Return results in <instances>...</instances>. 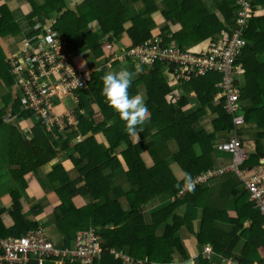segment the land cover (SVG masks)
Returning a JSON list of instances; mask_svg holds the SVG:
<instances>
[{"label": "trees", "instance_id": "trees-1", "mask_svg": "<svg viewBox=\"0 0 264 264\" xmlns=\"http://www.w3.org/2000/svg\"><path fill=\"white\" fill-rule=\"evenodd\" d=\"M211 1L216 4L215 12L209 11L207 0H84L83 3L72 0L71 6L67 0H39L40 3L0 0V38L20 37L33 41L47 30L64 41L74 69L78 68L74 60L81 56L82 48L87 55L84 62L98 68L90 75L87 92L74 93L76 130L61 132L55 126L47 128L37 115L21 109L20 98L12 95L16 77L0 57V129L6 128L1 130L7 143L1 161L5 162L7 175L14 185L4 196L6 207L0 210V239L20 238L41 229L55 249L71 252L76 235L92 228L99 236L101 249L92 264H174L188 259L180 238L184 228L193 233L196 246H211V260L200 257L198 264L229 258L239 264L264 262L263 222L248 202L243 187L241 190L232 188L229 201L218 198L223 182H217L220 177L216 175L179 196L186 182L217 170L214 144L228 138L233 131L230 117L223 111L225 99L216 87L220 72L211 70L198 74L194 69L193 78L181 85L175 81L176 65L154 60L142 66L127 58L126 62H114L106 67L109 59L101 53L100 40L106 38L104 36H109L106 39L110 42L113 38L121 39L124 33L123 43L126 44L119 55L146 41L152 44L160 41V48L172 42L184 50L198 46L203 52L213 48L221 32L230 35L237 6L235 0ZM249 1L252 8L264 3L263 0L261 3ZM96 2L103 13L95 14L105 15L97 18V26L89 17ZM133 5L138 11L127 19ZM21 6L26 16L25 20L17 22L9 9ZM158 20L166 24L162 30L155 29ZM244 40L245 46L238 58L244 75L237 86L240 112L249 127L241 129L239 134L248 135L249 130L255 134V148L240 165L248 176L264 159V63L261 61L264 60V15L249 17ZM116 52L112 48L109 56L113 57ZM102 57L105 65L99 68ZM89 66L83 64L77 70L88 72ZM136 66L139 72L135 71ZM115 67V71L127 68L133 73L129 94L142 97L147 106L148 115L145 122L137 126L138 135L126 132L124 123L100 94V77L105 72H115ZM183 87L191 94L178 95ZM3 91L7 92L5 96H2ZM187 96L195 100V109L190 108L192 101ZM79 110L83 114H79ZM93 115H98L100 120L96 122ZM7 116L22 118L25 123L33 119L36 124L28 128L29 138L22 139L8 123L2 127ZM54 136L57 142H53ZM78 137L81 140L76 141ZM148 160L152 162L150 167L146 166ZM48 167L50 171L40 175L38 171ZM164 196L167 200L150 210L147 221L145 209H150L151 202L158 204V199ZM76 197L86 198L89 204L76 208L72 202ZM25 201L31 202L26 211L22 205ZM221 202L230 206L225 208ZM184 204L198 209L199 221L175 215L177 208ZM42 205H48L52 211V226L59 236L58 241L53 242L36 221L25 215L39 210ZM3 213L8 217L5 222L1 219ZM245 221H248L246 227ZM223 224L231 225L228 234L220 230ZM162 225L163 235L158 238L156 231ZM61 259L62 264H79L76 259L61 255L45 262L57 263Z\"/></svg>", "mask_w": 264, "mask_h": 264}, {"label": "built area", "instance_id": "built-area-1", "mask_svg": "<svg viewBox=\"0 0 264 264\" xmlns=\"http://www.w3.org/2000/svg\"><path fill=\"white\" fill-rule=\"evenodd\" d=\"M235 3L237 11L234 23L229 30L230 35L221 32V37L213 48L193 53L181 49L176 43L160 48V41L154 44L144 42L130 48L122 55L115 56L113 62L123 63L130 58L142 66L150 65L154 60L167 65H176L175 81L181 85L193 78L191 71L194 69L198 74L211 70L220 72V82L216 87L221 90V97L225 99L223 111L231 118L233 131L228 138L217 141L214 147L217 152L229 154L232 157V164L230 167H221L186 182L179 196H183L187 191L190 192L208 177L234 172L248 194L249 203L259 213L264 229V162H260L259 166L248 176L240 169V165L247 160L248 154L243 149L236 133L237 128L239 129L244 124L237 86L238 81L244 75V69L242 64L238 63V58L245 46L244 32L252 11L249 0H235ZM56 37L55 33L51 34L46 30L45 35L34 37L33 41L24 38L23 46L20 47L21 53L11 56L8 62L12 74L16 77L15 95H18V92L21 93L18 95L21 100V109L37 115L47 128L53 124L64 125V117L68 114L65 112L63 115H56L55 107L62 99L72 97L77 89L86 88L87 83L91 81L90 73L78 74L73 69L64 41ZM52 102H55V107L52 106ZM75 103H77L76 100ZM99 254V236L92 228L76 236L75 248L71 252L55 249L41 230L30 231L20 238L0 239V264H26L30 256L45 260L59 255L62 258L67 256L71 260L76 259L79 264H92ZM201 255L209 261L212 255L211 248L205 246ZM121 257H123L122 254ZM212 264L239 263L229 258L220 259L219 263Z\"/></svg>", "mask_w": 264, "mask_h": 264}, {"label": "crops", "instance_id": "crops-1", "mask_svg": "<svg viewBox=\"0 0 264 264\" xmlns=\"http://www.w3.org/2000/svg\"><path fill=\"white\" fill-rule=\"evenodd\" d=\"M37 2H39V0H36ZM83 1L84 0H82V3H83ZM208 2H207V4H208V6H209V11H211L212 10V12H215V7H216V4H214L215 2H213V1H209V0H207ZM256 1V0H255ZM257 1H259L260 3H261V1L262 0H257ZM264 1V0H263ZM204 2H206V1H204ZM251 3V2H250ZM13 14H14V16H15V18H16V21L17 22H22L23 20H25L24 18H25V16H26V11H25V9H24V7L23 6H21V7H13L12 9H9ZM136 11H138L137 9H136ZM251 11H252V13H251V15L253 14V15H255V16H262V15H264V3H261V4H258L257 6H255V7H253L252 8V6H251ZM92 28V27H91ZM125 37H121V39H120V42H122L121 44H122V46L123 45H125L126 43H123L124 42V39ZM10 40H17V46H23V44H22V41L24 40L23 38L21 39L20 37H14V38H12V39H4V38H0V57H1V60L4 62L5 61V63H6V59L8 58V54L7 53H5V51H4V43L5 42H7V41H10ZM113 41H116V40H113ZM2 45V46H1ZM66 47V46H65ZM121 46H114L113 47V51L114 52H116V50L118 49V48H120ZM205 47V46H204ZM190 49H192V47H188V48H185V50H189L190 52H191V50ZM194 49H195V51L196 52H194V53H199V52H201L202 50H204V49H199V47L197 46V47H194ZM103 50V49H102ZM82 56V55H81ZM261 61L264 63V60H262L261 59ZM7 64V63H6ZM81 66H83V65H81ZM170 84H172L171 82H170ZM189 93H190V90L187 88V87H183L181 90H180V92H178L177 94L178 95H181V94H183V95H189ZM191 94V93H190ZM189 101L191 100L192 102H191V105H190V108L193 110V109H195L196 107H197V104L195 103V100L194 99H192V98H190L189 96H187L186 97ZM0 108H2V105H0ZM58 110V109H57ZM7 118H9L8 116H7ZM7 118H5L4 119V123H3V125H2V127L3 126H6L7 125V123H5L6 121H7ZM244 118V117H243ZM230 120H231V118H230ZM18 122V124H17V126H18V128H19V130H21L22 131V133H23V135L26 137V138H29L28 137V135H26L25 133H24V130L26 129V128H31V127H29L26 123H25V121H17ZM231 123H232V120H231ZM34 124V123H33ZM23 125V126H22ZM245 126V127H244ZM232 127H233V124H232ZM244 128H249L248 126L246 127V125L245 124H243L239 129L237 128V130H236V133H237V136L241 139H243V141H242V139H241V141H242V145H243V148L245 149V151L247 152V154H250L253 150H254V148H255V141H254V139H255V134H252V133H250V130H249V134L248 135H241L240 136V134H239V131L241 130V129H244ZM1 129H6V128H1ZM0 129V130H1ZM5 144H7L6 142H5V140H4V138H3V135H2V130H1V133H0V162H2L3 163V161H1V153H2V151H3V147L5 146ZM262 146L264 147V143H262ZM7 147V146H6ZM215 159H216V169H219V168H221V167H224V168H227V167H230V165L232 164V163H230L231 161H232V157L229 155V154H227V153H222V152H215ZM230 163V164H229ZM71 167V166H70ZM70 167H67L68 169L70 168ZM73 170V169H72ZM73 172H74V170H73ZM233 174V175H235V177L237 178V179H239L237 176H236V174L234 173V172H226V173H224V174ZM224 174H222V175H220L219 177H221V176H223ZM6 175H7V169H6V167H3V166H1L0 167V186L3 188L2 190H0V198H2V197H4V196H6L7 194H8V192L10 191L9 190V188L10 187H12V184L9 182H5L4 181V178L6 177ZM9 175H7V180L9 179V177H8ZM240 180V179H239ZM229 181H231V178L229 177V176H226L225 177V181H222V182H220V183H222V189L220 190V195H218L217 197L218 198H223L222 196H223V192L225 191V186L229 183ZM241 182V181H240ZM220 187V188H221ZM243 187V186H242ZM241 187V188H242ZM219 188V189H220ZM218 189V190H219ZM29 190V189H28ZM217 190V191H218ZM217 194H219V192L217 193ZM165 200H167V197L166 196H164V198H159L158 199V201H159V203L158 204H152V202L150 203L151 204V207H149L150 209L148 210V209H145L146 210V215H145V218H146V220L148 221V215H149V212H150V210H152V209H155L156 208V206L157 205H160L162 202H164ZM24 203H26L27 204V207H29L30 206V204H31V202H24ZM46 204V203H45ZM215 204H217V203H215ZM221 205L222 204H225V203H223V202H221L220 203ZM222 206H225V205H222ZM6 207V201H5V205L3 206L2 204H0V210H4V208ZM27 207H25L24 206V208H25V210L24 211H26L27 210ZM51 210V209H50ZM52 212V211H51ZM198 214L200 215V212L196 209V208H194L192 205H190V204H184V205H181V206H179L178 208H177V210L175 211V215L176 216H178V217H180V218H182L183 216H186V215H188V216H190L191 217V220H192V222H196V216H198ZM5 215V216H4ZM25 215H28V214H25ZM29 216V215H28ZM43 216V215H42ZM42 216H37L38 218H43V219H40V221L43 223V227H44V231H45V229H49L50 227H53L52 226V216H53V214L51 213V214H46V215H44V217H42ZM36 217V218H37ZM46 217V218H45ZM7 213H3L2 215H1V219H2V221H6L7 220ZM36 218H32V217H30L29 216V219H31L32 221H36ZM43 220H44V222H43ZM248 225V221H245L244 222V226L246 227ZM223 226V229H220L222 232H224L225 234H228L230 231H231V229H232V227H231V225H229V224H223L222 225ZM163 225L161 226V227H159L158 229H157V231H156V235L158 236V237H161L162 235H163V231H162V229H163ZM185 229L183 228L182 230H181V232L183 233V231H184ZM195 230V229H194ZM186 231V230H185ZM47 236H48V234H47ZM56 236V235H55ZM50 238L52 237V236H49ZM180 238H181V240L183 241L182 242V244H183V248L185 249V253L187 254V256H188V259L187 260H185V261H178V262H176V263H174V264H198V260L197 259H199L200 257H201V253H202V251H203V247L204 246H208V247H211L209 244H207V245H203L201 248L199 247V246H196V241H194V236H193V233L192 234H188L187 233V235H186V237H184V234H181V236H180ZM49 240V239H48ZM55 240L56 241H58L59 240V236H58V234H57V236L55 237ZM190 248H189V247ZM62 262H63V260H61V261H57V263H53V262H45V261H43V262H39L38 263V261H37V258L35 257V256H32L31 258H30V263L29 264H62Z\"/></svg>", "mask_w": 264, "mask_h": 264}, {"label": "rangeland", "instance_id": "rangeland-1", "mask_svg": "<svg viewBox=\"0 0 264 264\" xmlns=\"http://www.w3.org/2000/svg\"><path fill=\"white\" fill-rule=\"evenodd\" d=\"M41 1V0H40ZM70 4H69V3ZM80 2L82 3V0H80ZM79 2V5H81V3ZM40 3V2H39ZM67 3L69 4V6H71V4H72V0H71V2L70 1H68L67 0ZM129 4H128V8L131 6V2L129 1L128 2ZM97 2L92 6L93 8H95V9H91L90 11V14H89V12H88V14H89V17H91L92 18V20L93 21H91L92 23L93 22H95V23H93V25H95V26H97L96 24H97V22H96V20H97V18H99V17H101V18H104L105 17V15H103V14H99V15H97V14H95V13H98V11H100V13H103V11L102 10H100V9H98L97 8ZM90 6V5H89ZM84 7H86V4L84 5ZM133 9L132 10H130L129 11V13L127 12V19L128 18H131L132 16H134L135 14H136V9L135 8H137L136 7V5H133V7H132ZM105 13V12H104ZM126 16V15H125ZM166 26V24L164 23V22H162L161 20H158V21H155V29H157V30H162L164 27ZM89 28H91V26L89 25L88 26ZM155 29H153L152 31H154ZM170 29H172L171 27H170ZM173 30H174V28H173ZM121 36H122V38L123 37H125L126 36V34L124 33V34H121ZM104 37H109V36H104ZM154 38H156V35H154L153 36ZM106 38H104V39H102V40H100V47L102 48V49H107L106 48V46L108 45V44H111L112 46H121L120 48H118L117 50L119 51L118 53L116 52V53H114V57H113V59L106 65V67H110V65H111V63L115 60L114 58H115V56H119V54L122 52V50H123V46H125V45H123L122 46V42H120V39L119 40H116V41H113L115 38H113L112 39V41H107V39ZM154 38H151L150 40L151 41H155V39ZM109 39V38H108ZM146 42H150V41H146ZM1 44V43H0ZM2 46V45H1ZM4 48V51H5V53H7L9 56H8V58L6 59V63L8 64V62H9V59L11 58V56H15V55H19L21 52H20V50H21V46H17V40H10V41H7V42H5L4 43V46H3ZM191 50V52H196L195 51V49L194 48H192V49H190ZM82 53H81V55L82 56H80V57H78L77 59H75L74 60V63L76 64V66H78V68H73L78 74H80L81 72L80 71H78L77 69H80L79 67H82L81 65H83L84 64V66H89V64H90V62H87V63H85L84 62V57L85 56H87V55H85L86 54V52H85V49L84 48H82V51H81ZM104 54V53H103ZM106 58V57H105ZM103 62H102V60H100L99 61V63H98V65H101ZM117 67V66H116ZM116 67L115 68H113L114 69V71H115V69H116ZM99 68H101V66L99 67ZM123 68V67H122ZM98 69V68H97ZM96 68H94V67H91V66H89V72H87V71H85V70H83L82 72H84V73H92V72H94L95 70H97ZM12 95L14 96L15 95V84L13 85V87H12ZM86 91L87 90V87L86 88H84L83 89V91ZM87 92V91H86ZM2 93H4V94H2V96H5V93H7L6 91H3ZM21 93L20 92H18V95H20ZM70 99H62L61 101H59V103H60V105H61V107L58 109V110H56V112L57 113H60V114H64L65 112H66V110H71L73 107H74V105H73V103H72V101L75 103V100H76V98H75V96L73 95L72 97H69ZM72 100V101H71ZM1 102L2 101H0V105H1ZM55 102H57V101H55ZM55 102H52V106L53 107H55ZM50 107V106H49ZM92 118H94V120L97 122V121H99L100 120V117L98 116V115H93V117ZM20 119H22V118H20ZM10 122V121H9ZM34 123V124H33ZM29 127H33L35 124H36V122H34L33 121V119H30L27 123H26ZM23 126V125H22ZM245 127V126H244ZM204 129H206V130H208L207 128H204ZM53 138V142H57V138L54 136V137H52ZM64 157H66L64 154H62ZM65 161V160H64ZM65 163V162H64ZM230 163H232V161L230 162ZM229 163V164H230ZM65 165H68V164H66L65 163ZM152 165V162H151V160H148L147 161V164H146V166L147 167H150ZM3 167H6V164H5V162H3ZM13 168H15L16 169V167H13ZM12 168V169H13ZM50 168L51 167H48V168H46V169H42V170H40V171H38V172H40V175H45L46 173H48L49 171H50ZM226 176H229L230 178H231V181H229V183L226 185V187H225V191L223 192V199H227V201H229L230 200V194H232V191H231V189L232 188H236V189H238V190H241V187H242V184H241V182H240V180L239 179H237L236 177H235V175H233V174H224L223 176H221L220 178H218V180H217V182H222V181H225V177ZM39 177V176H38ZM40 178V180H43L41 177H39ZM244 180H246V178H243ZM39 180V181H40ZM4 181L5 182H11V184H12V187H10L9 188V190H12V189H14V185H13V182L10 180V179H8L7 180V175H6V177L4 178ZM33 182H35V183H37V181H36V179H34L33 180ZM42 182V181H41ZM42 185H43V182L41 183ZM122 185V184H121ZM3 188L0 186V190H2ZM122 189H123V187H122ZM126 189V188H125ZM72 202H73V204H74V206L76 207V208H81V207H85L86 205H88L89 204V201L86 199V198H81V199H79L78 197H76V198H74L73 200H72ZM0 204H2L3 206L5 205V197H2V198H0ZM22 205L23 206H25V207H27V204L26 203H22ZM225 205V208H228L229 206H230V204L229 203H226V204H224ZM29 207H31V204H30V206ZM194 207V206H193ZM198 210V209H197ZM216 212H218V211H216ZM36 213H41V215H43L42 217H44V215H46V214H51L52 212H51V210L49 209V207H48V205L46 206V205H42V208H40L39 210H37V211H33L32 212V214H28L30 217H32V218H36V217H34L33 216V214H36ZM28 215H26V217L29 219V216ZM5 216V215H4ZM186 216H188V215H186ZM189 218H191L190 216H188ZM46 218V217H45ZM40 219H43V218H36V222L40 225V228H42L43 229V231H44V227H43V223L40 221ZM200 220V215L198 214V216H196V221H199ZM43 222H44V220H43ZM41 230V229H40ZM42 231V230H41ZM162 231H163V229H162ZM45 233H47L48 235H50V236H52L51 237V240L53 241V242H55L56 240H55V237L57 236V232L55 231V228L54 227H50L48 230L47 229H45V231H44ZM187 233L188 234H190L187 230L185 231H183V233L180 231V236H181V234H184V237H186V235H187ZM56 235V236H55ZM158 237V236H157ZM159 238V237H158ZM189 247V246H188ZM190 248V247H189ZM215 261V260H214ZM216 263H219V261L217 262V260L215 261ZM197 264V263H196Z\"/></svg>", "mask_w": 264, "mask_h": 264}, {"label": "clouds", "instance_id": "clouds-1", "mask_svg": "<svg viewBox=\"0 0 264 264\" xmlns=\"http://www.w3.org/2000/svg\"><path fill=\"white\" fill-rule=\"evenodd\" d=\"M172 43H176V42H172ZM113 47L114 46H112L111 44H108L106 46L107 49H103L102 50V48H101V51H102L101 53L102 54L104 53L103 55H105L106 59H109L107 61L108 63L113 58V57L109 56V51ZM107 51H108V54H107ZM102 62L103 63L101 65H105L103 57H102ZM112 63H114V62H112ZM135 71L136 72L140 71L139 66H136ZM132 75H133V73L131 71H129L127 68H124V69H121V70H118V71H115V72H105L100 77L101 85H102L101 86V90H100V94L105 99L106 103L118 115L119 119L124 123L126 132H128L129 134L138 135L137 126L138 125H142L145 122V120L147 118V115H148V109H147V106L144 103V100H143L142 97H140L138 95H130L129 94V87H130L131 82H132ZM83 89H77V90L83 91ZM65 99H70V98L67 97ZM72 103H73L74 107L71 110H66V113L68 114V116L64 117V125L63 126H59V125L53 124L51 127L55 126L61 132H64V131L73 132L74 130H76L77 125H78L77 116H76V110H77L76 104L77 103H74L73 101H72ZM60 107H61L60 103L55 107V114L56 115H63V114H60V113L56 112V110L59 109ZM78 112H79V114H83V111H81V110H79ZM13 120H15L17 124H18L17 120L18 121H24V119L21 120V119L10 118L9 117V118H7V121L5 123L10 124ZM69 121H70V123H68ZM27 131H28V128H26L24 130V133L26 135H28ZM50 132H52V131H50ZM22 137H23L22 139L26 140V137L23 135V133H22ZM77 140H81V138L78 137L76 139V141ZM240 141H241V139H240ZM241 144H242V141H241ZM242 147H243V145H242ZM260 162H264V159L260 160ZM81 232H84V231H81ZM212 254H213V252H212ZM201 257H202V255H201ZM29 261H30V257H29L28 262ZM37 261L38 262H43V261H46V259L45 260H41V259L37 258ZM206 261H208V260H206ZM28 262L26 264H28ZM212 263H214V262L212 261ZM254 264H260V263H254Z\"/></svg>", "mask_w": 264, "mask_h": 264}, {"label": "water", "instance_id": "water-1", "mask_svg": "<svg viewBox=\"0 0 264 264\" xmlns=\"http://www.w3.org/2000/svg\"><path fill=\"white\" fill-rule=\"evenodd\" d=\"M10 125H11L12 127H14V128L17 130V132H18V133L21 135V137H22V131L19 130L16 121L13 120V121L10 123ZM22 138H23V137H22Z\"/></svg>", "mask_w": 264, "mask_h": 264}]
</instances>
